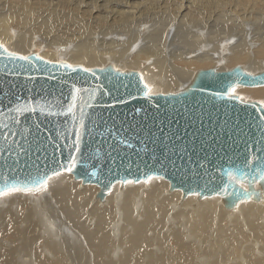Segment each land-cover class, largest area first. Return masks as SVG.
I'll list each match as a JSON object with an SVG mask.
<instances>
[{
  "label": "bare ground",
  "instance_id": "6f19581e",
  "mask_svg": "<svg viewBox=\"0 0 264 264\" xmlns=\"http://www.w3.org/2000/svg\"><path fill=\"white\" fill-rule=\"evenodd\" d=\"M249 1L259 2L80 0L76 12H62L56 9L65 0H0V44L13 53L43 51L40 57L59 61L60 56L85 68L112 65L138 71L148 93H176L191 83L198 67L264 69V26L248 22L243 13L245 31L241 21L233 29L223 22L226 10L218 9ZM45 4L53 12L41 21L35 10ZM107 8L108 22L125 24L124 33L90 38L93 23ZM53 22L78 26L87 39L79 44L81 50L47 43L49 35L60 36ZM161 23L165 27L158 32ZM213 36L221 38L217 45L211 43ZM259 86L237 85L231 93L249 94L264 106V85ZM57 173L47 179L46 190L33 189L38 194L31 198L20 191L0 199V264H264V181L253 182L256 199L242 197L227 207L219 194L183 197L162 176L117 181L102 200L97 197L99 185L66 171ZM237 181L248 189L247 180ZM25 206L22 221L16 212ZM37 223L43 228L40 234L34 230Z\"/></svg>",
  "mask_w": 264,
  "mask_h": 264
},
{
  "label": "water",
  "instance_id": "95a60500",
  "mask_svg": "<svg viewBox=\"0 0 264 264\" xmlns=\"http://www.w3.org/2000/svg\"><path fill=\"white\" fill-rule=\"evenodd\" d=\"M5 49L0 189H35V180L67 171L99 185L102 200L117 181L150 175L164 177L183 197L222 195L227 207L257 198L253 182L264 181V106L231 89L264 85V70L200 69L185 89L151 94L138 71L67 67L36 54L22 60ZM237 180H247L248 189Z\"/></svg>",
  "mask_w": 264,
  "mask_h": 264
},
{
  "label": "rangeland",
  "instance_id": "374dc122",
  "mask_svg": "<svg viewBox=\"0 0 264 264\" xmlns=\"http://www.w3.org/2000/svg\"><path fill=\"white\" fill-rule=\"evenodd\" d=\"M35 6V4H32L31 7ZM81 3L80 0H65V3L61 6L58 7L56 10L62 11V12H67V11H74L76 12L77 9H79L81 7ZM218 9H225V13L223 16V22L227 25H230L233 27L234 29V25L235 23H239L240 17H243V13H246L247 15V21L248 22H252L254 21L259 22V24H262V26H264V0H259L258 3H256V5H253V1H249L246 5L243 6H223L222 8H218ZM53 11H51V6L49 4H45L43 5L41 8L36 9L35 13H38L40 15V20L44 21L46 20V18L52 13ZM111 17V10L109 8H107V10H101L100 15L98 16V18L95 20L94 24V30L91 32L90 34V38H92L94 36V34H101V35H121L124 33L125 31V24L119 23L118 25H114V24H110L108 22V19ZM244 18V17H243ZM142 21L147 22L148 24H155L154 21H151L149 19H144ZM67 23H69V21H66ZM159 31L160 32L162 30V28L165 27L164 23L159 24ZM240 28L245 31V26H244V21H241V25ZM53 29L60 35L59 37H54L49 35L48 41L47 43H49L51 46L57 47V48H62V49H73V50H81V47L79 46V44L83 43L84 41H86L87 39L84 37L82 38L80 33V28L76 25H68V24H59L56 22H53ZM232 29V30H233ZM130 32H126L127 35H129ZM221 37H224L225 34L221 33L220 34ZM150 38V37H149ZM158 38V36L156 37ZM180 39V37L178 38ZM221 38H218L216 36H213L210 40L211 43L217 45L220 42ZM195 40V39H194ZM200 42V40H198L197 42L194 43H190L188 49H191L192 47L196 46L198 43ZM5 46V45H4ZM177 49H179L177 47ZM101 51V49L99 50ZM183 52H186L187 49H183ZM43 51H39V52H35L36 55L39 56L40 53H42ZM17 53L26 56L28 54H31L30 51L28 52H22V51H17ZM39 53V54H38ZM189 55V54H188ZM249 55L251 56L252 54L249 53ZM57 60H59L58 62H64L70 65V63L67 61L66 58L64 57H56ZM60 58V59H59ZM263 60V57L260 58V62ZM112 66V65H111ZM223 66L225 65H219L216 68L218 69H222L224 68ZM233 66L236 65H232L229 64V66H227V68L224 69H230L233 68ZM264 66V65H263ZM105 67V65H96V66H92V68H102ZM215 67V66H214ZM213 66H205V67H198L195 69V71H199L200 69H207V68H214ZM114 69L119 70V71H129L128 69L122 68V67H115L113 66ZM262 68V67H261ZM252 70V69H250ZM264 69H254V71H251V73H255L257 71H261ZM255 88H262V86L259 87H255ZM152 89V88H150ZM149 92V91H148ZM151 93H167V92H162V91H150ZM174 93V92H171ZM236 95L235 93H231ZM238 96V94H237ZM240 97V96H239ZM242 99L245 100H252L249 96V94H245L243 97H240ZM257 101V100H256ZM259 101V100H258ZM67 172V171H66ZM94 185V183H93ZM170 188V187H169ZM35 190V189H34ZM170 190V189H168ZM20 191H18L19 193ZM24 192V194H29L28 197H32L31 194H38L35 193L34 191H21ZM17 192L12 193L13 195H15ZM191 195H195L196 198L198 199H204L205 197H201L199 195H197V193H193ZM4 196H0V199H2ZM30 202V203H29ZM27 203L30 204V208H34L35 207V203L28 201ZM99 205H102L99 203ZM19 212L17 211V215L19 217H23L21 220L23 221V219L26 217L27 215V206H25V210L22 212L21 208H18ZM20 214V215H18ZM167 218L165 223L167 222ZM24 223V222H23ZM22 223V226L25 227L27 225L24 226V224ZM38 228L36 227V225L34 226V230L37 231V229H39V231H37L38 234H40V232L43 230L42 226H39V223H37ZM42 236V235H41ZM41 241L43 240V237L40 238ZM44 244V243H43ZM219 246L218 244L216 245V243L214 244V247ZM144 264V263H143Z\"/></svg>",
  "mask_w": 264,
  "mask_h": 264
},
{
  "label": "snow or ice",
  "instance_id": "6c2138e0",
  "mask_svg": "<svg viewBox=\"0 0 264 264\" xmlns=\"http://www.w3.org/2000/svg\"><path fill=\"white\" fill-rule=\"evenodd\" d=\"M0 47H3L2 44H0ZM5 51H7V49H5ZM10 56H15L16 54L15 53H9ZM19 59H22V60H28L29 58L27 56H20ZM67 67H71V65H66ZM79 91V90H77ZM32 111H35V109H31ZM19 111V109H18ZM69 111H71V107L69 108ZM73 163H75V161H73ZM68 171H71V167H69L67 169ZM56 175H59V173H56ZM34 185H35V190L36 191H43V190H46L47 186H48V180L45 179V180H35L34 182ZM33 189L29 188V189H21V188H18L16 186H12L10 188H5V189H0V196H4V195H10L14 192H18V191H32Z\"/></svg>",
  "mask_w": 264,
  "mask_h": 264
}]
</instances>
